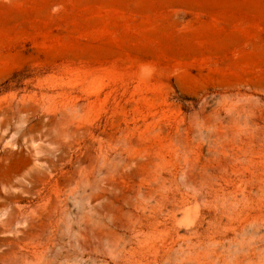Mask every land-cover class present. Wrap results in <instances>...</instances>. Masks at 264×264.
<instances>
[{
    "label": "rangeland",
    "instance_id": "1",
    "mask_svg": "<svg viewBox=\"0 0 264 264\" xmlns=\"http://www.w3.org/2000/svg\"><path fill=\"white\" fill-rule=\"evenodd\" d=\"M0 216V264H264V0H0Z\"/></svg>",
    "mask_w": 264,
    "mask_h": 264
},
{
    "label": "bare ground",
    "instance_id": "2",
    "mask_svg": "<svg viewBox=\"0 0 264 264\" xmlns=\"http://www.w3.org/2000/svg\"><path fill=\"white\" fill-rule=\"evenodd\" d=\"M53 145H55V143ZM142 204H145V200L138 203L137 206L143 207ZM173 211L176 212L175 215H177V214L181 215V212H178L175 210H173ZM10 212H12V211H10ZM18 212H19V210H18ZM13 214H15V213L13 212L12 215ZM2 216H4V215L2 214ZM14 216H12V217L15 218ZM13 220H12V222H13ZM18 221L19 220H17L16 223H18ZM18 227L13 226V228L7 229L9 231L8 232L9 234H13L14 236H16V240H15V238L13 240H15V242H17V243L20 242V240H22L26 237H29L31 241L35 242L32 244H35V246H37V247H45V246L54 244L55 238L51 234H48V236L44 239V237H43L44 233L43 232H35L34 230L28 231L25 229L24 226H22V227H24L22 229H21V226L19 228ZM0 232H3V231H0ZM104 232L105 231L103 228H101V226L100 227L97 226L90 231V234L88 236V240H96V239H100L97 241L106 240L105 241L106 242V248H103V249L98 251V253L101 254L104 258V260H103L104 264H123L125 262L128 264L127 261L132 260V259L136 260V262H138L139 264H146L143 262V259L145 258L146 255L152 256V260L157 261L158 257H162V254L160 253L159 248L164 246L166 244L167 239H168V236L165 237V235L160 234L162 232H160V231H159L160 233L152 232L151 230H149V228H147V230H145L144 234L142 231L143 237L141 235V237L138 238L139 249H134L131 247L130 239H127L126 237H124L122 235H117V234L116 235L113 234L110 237H107L104 234ZM191 234H192V232H191ZM11 237L12 236H10V239H12ZM188 241L190 242V245L187 248L182 249V251L177 255L178 259L174 262V264H203L202 260H205L207 257H210L207 248L201 247L200 242H197V241L193 242L192 240H188ZM9 242H11V241H9ZM23 242H26V240ZM21 243H22V241H21ZM11 245H13V244H11ZM15 245H16V243H15ZM16 246H18V245H16ZM9 254H11L12 258L14 259V261H17V263L19 262V263H23V264H26V263L42 264V260H41V257L39 255L38 250H33L32 253L30 255H28V254H25L24 252L22 253L19 250H13L12 249L10 252L7 253V257H5L10 262V259H8ZM2 259H4V258L2 257ZM245 259H246L245 255H242L241 257H239L240 262L246 261ZM4 262H6L5 259H4ZM9 262H7V264H9ZM237 264H239V263L237 262Z\"/></svg>",
    "mask_w": 264,
    "mask_h": 264
}]
</instances>
